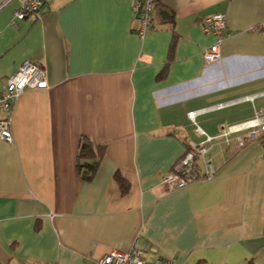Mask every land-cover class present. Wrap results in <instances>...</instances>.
Instances as JSON below:
<instances>
[{
    "label": "crops",
    "instance_id": "1",
    "mask_svg": "<svg viewBox=\"0 0 264 264\" xmlns=\"http://www.w3.org/2000/svg\"><path fill=\"white\" fill-rule=\"evenodd\" d=\"M19 7L0 0V85L29 60L48 86L19 95L12 142L0 139V264H97L132 247L173 264H264V133L213 140L210 179L161 183L188 142L264 116V0H159L144 37L130 0H43L13 23ZM215 13L230 35L205 66L215 37L201 19ZM83 135L103 150L90 181L75 167Z\"/></svg>",
    "mask_w": 264,
    "mask_h": 264
},
{
    "label": "built area",
    "instance_id": "2",
    "mask_svg": "<svg viewBox=\"0 0 264 264\" xmlns=\"http://www.w3.org/2000/svg\"><path fill=\"white\" fill-rule=\"evenodd\" d=\"M20 7L13 12V23L28 17H37L43 5V0H19ZM131 9L137 21L136 33L144 37L147 32L156 29L154 9L159 0H130ZM201 26L205 33L212 34L215 41L202 53L205 66L218 62L221 59L220 45L229 37V29L226 17L223 13H215L201 19ZM48 86L46 72L41 65L29 60H24L15 72L8 76L0 85V139L11 143L12 134L9 127V115L16 99L25 90L44 89ZM195 111L187 113L193 120ZM199 134H203L197 128ZM264 133V116L260 112L254 118L235 125H221L216 136L205 135L201 142L190 141L185 145L183 154L173 164L171 169L162 178V186L165 190L182 188L189 183L210 179L214 175V169L208 153L213 145L212 141L221 139L225 143L231 140L238 147L243 146L249 140H258ZM155 247L140 249L132 247L128 250L111 249L104 254L97 264H173L170 259L156 254ZM150 255H154L150 259ZM41 264H53L44 262Z\"/></svg>",
    "mask_w": 264,
    "mask_h": 264
},
{
    "label": "trees",
    "instance_id": "3",
    "mask_svg": "<svg viewBox=\"0 0 264 264\" xmlns=\"http://www.w3.org/2000/svg\"><path fill=\"white\" fill-rule=\"evenodd\" d=\"M171 57L172 52L169 51L167 61L165 62V65L160 75L165 73L168 62L169 60H171ZM102 153L103 150L101 147H99L97 151H95L94 145L89 138L84 135L80 137L75 163L76 172L80 179L84 181L92 180L96 173ZM114 179L119 185L121 193H126L128 190V182L119 174V172H115Z\"/></svg>",
    "mask_w": 264,
    "mask_h": 264
}]
</instances>
